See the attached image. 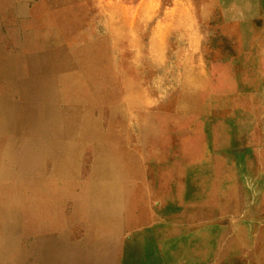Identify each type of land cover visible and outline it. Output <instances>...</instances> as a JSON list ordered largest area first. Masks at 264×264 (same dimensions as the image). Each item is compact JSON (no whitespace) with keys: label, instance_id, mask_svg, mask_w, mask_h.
<instances>
[{"label":"rangeland","instance_id":"rangeland-1","mask_svg":"<svg viewBox=\"0 0 264 264\" xmlns=\"http://www.w3.org/2000/svg\"><path fill=\"white\" fill-rule=\"evenodd\" d=\"M177 2L0 0V264H264V91L237 155L140 137L178 82L182 35L168 82L150 42Z\"/></svg>","mask_w":264,"mask_h":264},{"label":"crops","instance_id":"crops-1","mask_svg":"<svg viewBox=\"0 0 264 264\" xmlns=\"http://www.w3.org/2000/svg\"><path fill=\"white\" fill-rule=\"evenodd\" d=\"M146 6L151 20L157 5ZM137 8L141 23L142 2ZM166 14L163 20H154L151 57L165 70L168 82L174 65L168 43L173 34H181L178 82L166 87L165 96L150 110V131L147 134L141 125L140 137L150 139V154L159 143L181 148L185 145L181 139L188 138V146L196 148L190 152L237 155L239 112H253L259 91H264V0H179ZM226 122L234 123L233 133H221V123ZM220 137L230 139L229 150L216 144ZM234 160L237 163V156ZM196 162L193 168L218 174L215 161ZM199 176L204 179L205 173ZM215 180L220 184L218 175Z\"/></svg>","mask_w":264,"mask_h":264}]
</instances>
